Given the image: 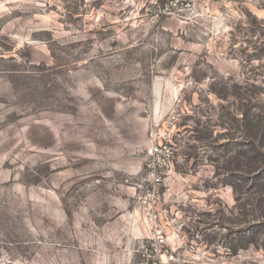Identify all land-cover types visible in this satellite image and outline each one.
Listing matches in <instances>:
<instances>
[{
	"label": "rangeland",
	"instance_id": "374dc122",
	"mask_svg": "<svg viewBox=\"0 0 264 264\" xmlns=\"http://www.w3.org/2000/svg\"><path fill=\"white\" fill-rule=\"evenodd\" d=\"M154 233L264 264V0H0V264H143Z\"/></svg>",
	"mask_w": 264,
	"mask_h": 264
},
{
	"label": "built area",
	"instance_id": "2783aa9c",
	"mask_svg": "<svg viewBox=\"0 0 264 264\" xmlns=\"http://www.w3.org/2000/svg\"><path fill=\"white\" fill-rule=\"evenodd\" d=\"M139 253L143 264H174L176 262L174 250L165 244L162 235L156 233L142 245ZM187 264L196 263L189 262Z\"/></svg>",
	"mask_w": 264,
	"mask_h": 264
},
{
	"label": "trees",
	"instance_id": "16d2710c",
	"mask_svg": "<svg viewBox=\"0 0 264 264\" xmlns=\"http://www.w3.org/2000/svg\"><path fill=\"white\" fill-rule=\"evenodd\" d=\"M257 127L251 124V122H247V130L249 132L254 131ZM257 132V131H256ZM247 146H249V148H251V151H253V156L248 158L249 159V175L253 177L254 180L259 179V167L257 166V161H258V157H259V151L255 150L257 149L256 146V142H255V138L254 140H250L247 142ZM257 206H259V201H256Z\"/></svg>",
	"mask_w": 264,
	"mask_h": 264
}]
</instances>
